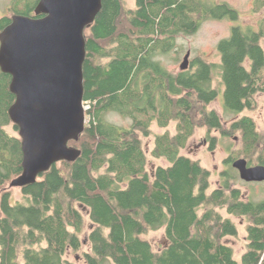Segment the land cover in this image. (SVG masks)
<instances>
[{"label":"trees","instance_id":"16d2710c","mask_svg":"<svg viewBox=\"0 0 264 264\" xmlns=\"http://www.w3.org/2000/svg\"><path fill=\"white\" fill-rule=\"evenodd\" d=\"M218 1L133 0L130 8L125 0H102L84 33L86 124L69 143L80 156L20 188L22 199L13 204L6 186L22 173V150L8 115L15 101L11 77L0 71V264H76L68 255L84 243L83 212L91 227L86 264H264V199L246 200L232 187L239 177L234 160L264 166V132L248 115L228 118L254 110L264 95V32L237 25L239 13ZM38 2L13 0L11 9L31 17ZM208 19L236 24L217 44L219 64L196 57L186 70L169 71L162 57ZM10 22L0 17V33ZM216 70L220 82L213 86ZM221 90L224 115L209 108ZM109 113L132 123H109ZM153 123L161 134L152 133ZM198 129L239 140L236 154L223 161L221 185L211 191V171L182 154ZM149 136L150 156L168 165L148 169L143 139ZM210 140L213 150L218 137ZM223 209L246 223L239 261L226 242L237 237V227ZM159 229L167 243L155 250L144 236Z\"/></svg>","mask_w":264,"mask_h":264},{"label":"water","instance_id":"95a60500","mask_svg":"<svg viewBox=\"0 0 264 264\" xmlns=\"http://www.w3.org/2000/svg\"><path fill=\"white\" fill-rule=\"evenodd\" d=\"M101 8L102 0H39L33 16H12L0 33V71L11 77L15 98L8 115L22 150V173L10 187L32 185L54 164L80 156L69 143L79 140L86 124L84 33ZM188 57L180 70L188 68ZM232 167L243 182L264 183V166L240 158Z\"/></svg>","mask_w":264,"mask_h":264},{"label":"rangeland","instance_id":"374dc122","mask_svg":"<svg viewBox=\"0 0 264 264\" xmlns=\"http://www.w3.org/2000/svg\"><path fill=\"white\" fill-rule=\"evenodd\" d=\"M13 0H0V17H12L15 14L11 9V4ZM126 5L130 8L134 7L133 0H125ZM219 3L225 2L232 8H234L239 13V24L243 28H250L258 31L262 29L264 32V8L260 7L262 5L261 0H219ZM23 9V8H22ZM19 13H24V11ZM233 25L228 20H205L200 25L199 29L192 35L189 36H179L176 41V49L173 50L166 57H162V62L166 68L173 72L177 73L180 71V65L183 63L184 57L187 52H189V57L187 60V67H190L191 61L196 57H201L202 59L209 61L213 64H219L220 56L217 52V44L222 39L229 37L230 29ZM262 46L264 47V38L261 41ZM215 79V80H214ZM220 82L219 71L216 70L215 78H213V86H217ZM264 95H260L257 99V104L254 110L244 111L242 114L231 115L230 119L241 117V115H248L254 119L262 132H264ZM210 109H214L219 112L221 115H224L223 111V96L222 90L219 97L216 101L210 104ZM106 120L109 123L121 126L129 127L131 125L130 119H125L120 117L115 113H109L106 115ZM153 134H161L162 129L157 128L155 123L150 127ZM9 133L16 134L13 131V127L10 126L7 128ZM170 130L173 132V127H170ZM18 135V133H17ZM213 137H218V140L215 144L213 150H210V139ZM210 138V139H209ZM209 144H208V142ZM145 152L148 156V169H153L154 167L161 165H168L167 162L163 159H155L150 156V151L153 146V136H149L143 139ZM239 145L238 137L234 138H222L219 133L211 132L208 133L205 129L195 130V134L189 140L186 148L182 151V154L190 157L193 160H197L200 164L211 171L210 178V191L219 187L221 185V180L219 173L225 168L223 161L228 157L235 155V150ZM232 187L238 188L241 190L244 199L251 201H260L264 199V183H255L249 184L245 183L240 178L232 183ZM6 191L11 193V203L19 202L22 199V193L20 188H13L9 185L6 186ZM220 213L225 218H230L232 222L237 227V237L228 238L226 242L233 247L234 258L239 261L241 255L246 250V223L240 218H236L227 214L226 210H220ZM85 217V234L81 236V240L84 242L82 248L77 254L70 253L68 259L75 261L76 264H86L83 254L89 252V245L86 242V235L90 230V222L87 218V213L83 212ZM153 246L155 250L161 249L166 245L164 229H159L157 231L149 232L144 236ZM22 263V261H21Z\"/></svg>","mask_w":264,"mask_h":264},{"label":"flooded vegetation","instance_id":"af4514ba","mask_svg":"<svg viewBox=\"0 0 264 264\" xmlns=\"http://www.w3.org/2000/svg\"><path fill=\"white\" fill-rule=\"evenodd\" d=\"M208 142V141H207ZM208 144H209V142H208ZM255 184V183H254Z\"/></svg>","mask_w":264,"mask_h":264},{"label":"crops","instance_id":"0c3cea01","mask_svg":"<svg viewBox=\"0 0 264 264\" xmlns=\"http://www.w3.org/2000/svg\"><path fill=\"white\" fill-rule=\"evenodd\" d=\"M165 246V245H164Z\"/></svg>","mask_w":264,"mask_h":264}]
</instances>
